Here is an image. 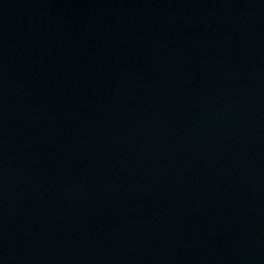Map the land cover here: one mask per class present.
I'll return each mask as SVG.
<instances>
[{"label":"water","instance_id":"1","mask_svg":"<svg viewBox=\"0 0 264 264\" xmlns=\"http://www.w3.org/2000/svg\"><path fill=\"white\" fill-rule=\"evenodd\" d=\"M0 264H264V0H0Z\"/></svg>","mask_w":264,"mask_h":264}]
</instances>
